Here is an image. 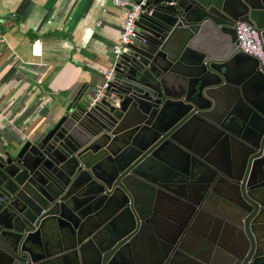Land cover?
<instances>
[{"label": "water", "instance_id": "obj_1", "mask_svg": "<svg viewBox=\"0 0 264 264\" xmlns=\"http://www.w3.org/2000/svg\"><path fill=\"white\" fill-rule=\"evenodd\" d=\"M142 1L138 38L107 96L92 104V87L75 91L43 128L0 151V264H133L140 233L157 242L150 224L165 185L182 191V227L162 256L138 260L201 264L183 243L205 244L210 228L202 173L214 166L204 155L228 157L233 126L250 146L245 131L261 133L252 118L264 117V65L239 50L235 27H253L264 49V0Z\"/></svg>", "mask_w": 264, "mask_h": 264}, {"label": "crops", "instance_id": "obj_2", "mask_svg": "<svg viewBox=\"0 0 264 264\" xmlns=\"http://www.w3.org/2000/svg\"><path fill=\"white\" fill-rule=\"evenodd\" d=\"M124 16L105 0H0V151L43 128L69 95L102 83ZM170 213L168 238L183 223L180 211Z\"/></svg>", "mask_w": 264, "mask_h": 264}, {"label": "flooded vegetation", "instance_id": "obj_3", "mask_svg": "<svg viewBox=\"0 0 264 264\" xmlns=\"http://www.w3.org/2000/svg\"><path fill=\"white\" fill-rule=\"evenodd\" d=\"M249 98L255 104V98L252 96ZM252 123L261 131L260 135L250 130L245 131L243 139L252 146L240 138L237 139L238 129L233 126L230 135L235 140L229 145L228 157L225 152L222 159H218L216 154L215 157L210 154L204 155L207 163L214 166L213 169L204 167L202 173V179L210 181L208 195L203 198L210 210V228L206 234L205 244L190 243L189 240L182 242L190 255H196L201 264H223L221 254L234 259H238V256L255 257L258 262L259 256L264 257V117L253 115ZM214 148L219 150L223 148V138L216 142ZM197 152L201 153V149ZM199 167L202 168V165ZM165 186L169 190L159 187L162 191L155 192L153 205L154 213L160 220L150 224L158 234L157 242L152 244L144 233H140L135 241V247L131 250L133 264H140L138 257L142 254L145 258L149 257V254L159 253L162 256V244L168 243L174 237L176 231L168 238L163 229L168 225V219L173 217L170 211L180 210V204L176 201L184 200L180 197L181 189L174 191L171 185ZM188 189L186 196L192 202L198 201L199 192L192 186ZM197 219L195 229L199 234H203L205 230L199 218ZM182 229L180 236L184 237L185 231ZM143 262L149 264L151 260Z\"/></svg>", "mask_w": 264, "mask_h": 264}, {"label": "built area", "instance_id": "obj_4", "mask_svg": "<svg viewBox=\"0 0 264 264\" xmlns=\"http://www.w3.org/2000/svg\"><path fill=\"white\" fill-rule=\"evenodd\" d=\"M105 1H110L114 7L125 9V16L120 25L117 41L112 47V64L106 71L102 83L93 88L95 95L92 104L101 101L107 96V92L114 80L116 64L124 55L130 52L129 45L133 44L138 38L139 31L136 23L144 12L141 8L144 1L140 3H128L121 0ZM104 12L105 10H103V13ZM1 24H4L3 20H0V25ZM98 25H101V22H98ZM235 30L239 50L254 57L261 65H264V49L257 31L245 23H237ZM30 52L33 58L42 56V44L40 40H34L32 42Z\"/></svg>", "mask_w": 264, "mask_h": 264}]
</instances>
